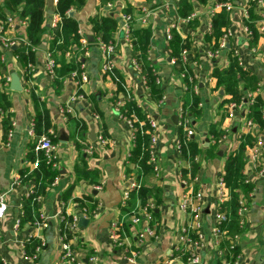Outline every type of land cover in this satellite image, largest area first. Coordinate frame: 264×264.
Instances as JSON below:
<instances>
[{"label":"crops","instance_id":"crops-1","mask_svg":"<svg viewBox=\"0 0 264 264\" xmlns=\"http://www.w3.org/2000/svg\"><path fill=\"white\" fill-rule=\"evenodd\" d=\"M44 1L43 25L46 29L42 44L46 48L34 50L32 72H26L27 64L25 65L15 52V49L25 46V23L17 24L16 19L11 18L12 26L7 25L4 30H0V77L6 80L4 91L9 102L7 112L11 114V127L6 129L2 126V118L7 112L0 110V195L6 204V212L0 218V264H70L63 260L61 255L58 215L60 212L67 215L78 214L81 208L77 207L75 200L88 195L97 200V205L87 210H97V216L83 217L86 221L77 225L70 240V246L80 264H190L187 258L183 257L187 251L182 250L184 245L180 235L192 218L178 206L179 196L190 186L197 194L191 206L198 209L201 237L197 245H189L187 248L195 249L199 256L198 264H229L225 252H218L222 234L214 232L220 194L227 196V188L219 189L217 180L223 172L226 155L238 146L240 134L249 132L255 139H264V128L245 126L247 119L244 110L235 109L232 116H225L219 124L227 134L218 142L215 155L201 153L196 156L199 165L195 179L192 178L189 182L185 181L187 184H183L180 181L179 169L188 168L189 160L177 151L176 142L185 85L181 75L173 71L165 31L173 24L181 38L190 44L186 65L198 80L195 92L199 97L202 114L192 122L191 118L186 119L191 122V138L203 149L210 144L209 125L219 118L218 105L228 97L222 90L214 88L215 78L211 75L214 65H227L228 47L237 53L240 64L256 75V93L263 100L264 118V8L255 7L259 19L256 21L258 36L254 40L245 31L242 19L250 0H232V19L226 42L228 46L221 49L216 58L209 56V44L204 38V34L208 32L210 11L215 0H210L204 5L193 1L194 13L190 20L179 17L178 0H112L106 5L100 4V0H85L82 8L71 10L72 16L79 23V31L85 37H94L89 18L97 14H111L118 27L122 14L128 10V14L132 16L131 39L133 31L150 27L152 35L148 58L164 90L160 103L150 97L144 78L138 67L133 64V56L137 51L116 29L112 39L113 68L123 74L127 94L133 96L156 123L154 153L158 170L140 182L144 186L155 184L161 189L162 198L155 206L153 219L149 223L153 234L140 236L143 222L128 224L127 230L123 231V245L114 247L109 235L110 225L118 220L126 180L134 179L136 172L135 167L126 160L131 146L128 128L114 109L116 102L123 99V96L118 94L117 98L115 97V84L102 70L104 55L95 41H90L85 49H82L84 57L81 71L86 80L79 83L64 81L61 94H55L52 77L45 64L48 56L46 42L52 35L50 27L54 25L57 16L54 12L56 0ZM144 12L147 13L145 24L140 20ZM2 37L15 40L16 44L5 48L1 45ZM14 76L20 83V91L10 89V80ZM30 89L37 90L40 100L48 109L52 118L48 133L56 137L55 142L58 143V166L56 169L51 167L57 172V176L37 200L41 220L46 221L44 227L15 224L20 217L22 198L31 193L35 186L31 179L26 182L19 181L20 172L28 174L37 167V159H27L30 144L34 141V136L30 133L34 117ZM76 92L83 97L77 99L68 112L72 121H66L59 108L65 106L70 95ZM172 116L177 117L175 123L171 119ZM74 122L82 130L80 143L85 147L80 150L72 144L73 136L78 137ZM98 136H103L110 144L100 145ZM89 145L92 148L87 152L85 149ZM249 147H246L244 173L253 188L242 212L243 232L236 237L234 243L239 249L237 264H264V162L259 164L258 168L253 167L248 160ZM34 150L38 151L36 144ZM83 160L96 172L91 180L76 178L73 174L74 166L81 164ZM96 185H100V189H95ZM69 186V195L64 200L62 193ZM81 217L82 215H79V219ZM30 238L42 244L35 260L23 256L24 244ZM126 249L130 250L129 254ZM131 251L135 255L132 261L128 259Z\"/></svg>","mask_w":264,"mask_h":264},{"label":"trees","instance_id":"trees-1","mask_svg":"<svg viewBox=\"0 0 264 264\" xmlns=\"http://www.w3.org/2000/svg\"><path fill=\"white\" fill-rule=\"evenodd\" d=\"M112 0H100V4L106 5ZM193 1L199 4H206L210 0H178L177 12L180 18L190 20V16L194 13ZM225 0H215V2H222ZM0 25L2 30L7 27V19L15 18L17 24L25 23L24 37L26 41L38 48V45L43 42L45 34V26L43 25L44 17V0H0ZM85 0H56L54 12L60 20L51 26L52 35L46 42L50 58L54 62L52 72V88L55 94H61L64 81L75 72H81V65L83 60V51L79 46L80 35L78 33L79 23L68 13L71 10H79L83 7ZM254 1H249L246 8L247 18L244 21L250 35L255 40L258 36L256 21L259 19V14L255 11ZM129 13L128 10L124 11ZM231 14L224 8L215 11L210 18L209 30L204 34L205 40L209 44V50L214 51L218 47V41L221 36L227 31L231 23ZM90 28L94 35V41L101 40L108 42L113 39L114 32L117 29V21L111 14L101 15L97 14L89 18ZM170 37L168 39V48L170 57L172 58L173 71L179 76L183 74L182 80L185 85L184 99L180 105L182 115L179 119L178 142L180 154L189 160V166L181 167L180 177L186 182H189L196 174L198 162L196 156L201 153L215 155L218 142L227 134L224 129L219 127L221 120L228 115L227 106L230 103L239 104L247 101V94H252L253 102L247 107L245 112L246 119L254 123L258 128H264L263 118V100L260 95L256 93L258 90V79L254 73L244 68L240 62L237 53L227 48L226 60L227 65L219 67L214 65L211 69V75L215 78V89H220L228 97L225 98L219 105L218 119L212 122L208 128V135L210 144L206 148H200L197 142L191 137H187V128H191V122L199 119L202 114L199 105V97L194 88L198 86V80L193 75L192 71L187 67L186 63L182 61L181 51L189 49L188 41L181 38L177 29L171 28L169 30ZM152 30L150 27H143L133 31L131 45L137 51L133 59L139 66V71L144 78L145 84L149 89L150 97L160 102L163 97V87L158 80L157 73L153 64L148 58L150 49ZM90 43V41H88ZM87 43V44H88ZM39 49V48H38ZM69 51L72 56L66 57L65 52ZM18 58L26 65L28 62L33 63L35 53L31 51L28 46H23L15 49ZM26 72L29 71L25 68ZM112 82L115 84V97L122 94L123 103L119 108V114L126 119H130L133 124V139L128 150L126 160L131 163L135 169L134 180L140 183L138 187L129 190L128 197L123 201L120 207L118 221L121 224V230L126 231L128 217L136 209L137 204L143 205L149 199L152 200L155 206L158 205L162 198V192L155 184L144 186L141 184V179L155 173L150 164V144L151 135L154 132V127L151 126L150 121L153 119L148 115L139 104L128 96L125 91V82L123 74L113 68L106 72ZM28 78V75H27ZM6 80L0 77V110L7 112L9 102L4 91ZM30 98L33 102L34 117H33V136L34 141L30 144L27 159H37V167L30 173L20 172L19 181L26 182L31 179L35 182L33 191L24 196L21 200L20 217L18 219V226L25 224H33L40 219L39 205L36 197L42 195L44 189L49 186L57 176V172L45 163L42 152L35 151V144L41 135L50 137L52 141H56V137L48 133L51 126L52 118L49 114L45 104L40 100V94L34 89H30ZM117 98V97H116ZM95 111V110H94ZM10 113L7 112L2 118V126L6 129L11 127ZM66 121H72L68 112L64 113ZM186 118H191V122H186ZM71 123V122H70ZM76 128L78 137L72 138V144L80 150L85 147L81 144L82 130L73 123ZM105 134V133H104ZM103 137V136H102ZM255 140L249 132L241 133L239 136V143L236 149L226 155L224 169L221 173V178L224 181L225 188H227V196L225 199L218 202V212H224V218L217 223V228L222 234V240L219 242L218 248L224 250L225 256L229 262L233 261L239 253L236 244H232L233 240L243 232L242 213L240 209L246 206V201L249 199L253 185L244 173V166L247 160L246 147L251 146ZM89 165L83 160L79 165L73 168V174L76 178L89 179L95 175ZM71 186H69L63 193L62 198L65 200L69 195ZM77 207L92 209L97 205V200L91 196H84L75 200ZM155 208L153 209V214ZM63 223L60 224L63 230ZM69 235V233H68ZM40 245V241L30 238L24 244L25 253H32L36 246ZM134 250V249H131ZM130 253V250L127 252ZM188 254L183 257L187 258Z\"/></svg>","mask_w":264,"mask_h":264},{"label":"built area","instance_id":"built-area-1","mask_svg":"<svg viewBox=\"0 0 264 264\" xmlns=\"http://www.w3.org/2000/svg\"><path fill=\"white\" fill-rule=\"evenodd\" d=\"M250 1H254L256 6L264 8V0H250ZM222 8H224L226 11L231 12L233 9L232 0L215 2L212 10L210 11V15H212L214 11L220 10ZM192 16H193V14L189 18L191 19ZM246 18H247V11H244L242 14L243 23L246 20ZM59 20H60V18L58 16H56V19H54V25ZM131 20H132V16L130 14L123 13L121 16V23L117 27V31H120L121 35L126 40H128L130 42H131V27H130L131 26L130 25ZM140 20L144 24L147 22V13L146 12H144V15L140 18ZM12 24H13V21L9 17L7 19V25H9L11 27ZM171 28L176 29V27L173 24L169 25L165 31L166 39H169V37H170L169 30ZM244 29L246 32H248V34H250V31L248 30L245 23H244ZM0 30H2L1 25H0ZM208 30H209V27H208ZM78 33L80 35L79 46L81 49L84 50L87 43H88L87 37H85L79 31V29H78ZM227 37H228V29L219 39L218 47L214 51L209 50L210 51L209 56L211 58L218 57L221 49H223L226 46ZM14 44H16L15 40H10V39L5 38V37L1 38V45L5 48H9L10 46H12ZM23 44L30 47L31 51H34L37 49L35 46L30 45L26 41L25 38L23 39ZM97 44H98V47L100 48V50L102 51V54L104 55V63L102 65V70L104 72H109L113 69V63H112L111 55H112L113 50H114V42L111 40V41H108L105 43V42L97 39ZM65 56L70 57V56H72V54L69 51H66ZM186 56H187V50L183 49L181 51V58H182V61L184 63H186V60H187ZM133 64L136 65V67H138V69H139V66L135 62L134 59H133ZM45 66H46V70L48 71V73L52 77L54 62L50 58L49 53L47 56V61H46ZM27 68L29 69V71H31V72L33 71L32 64L29 62L27 63ZM182 76H183V74H181V77ZM85 80H86V76L81 71L79 74H76L75 72L71 73L70 76L65 79V82L79 83L80 81H85ZM194 91H196V87L194 88ZM128 96H130V95H128ZM82 97H83L82 94H79L77 92L71 94L68 101H67V104L65 106H61L59 108L60 113H62L64 115L65 112H70L75 101L77 99H81ZM130 97H131V99L135 100V98L133 96H130ZM246 97H247V101L244 103H239V104L230 103L227 106L228 116H232L235 109H243L244 111L247 109V107L253 102V99H252V94H247ZM122 103H123L122 99H119L116 102L114 109L117 112H119V108L122 105ZM158 103H160V102H158ZM119 115L123 118L124 123H125L126 127L128 128L129 136H130V142H132V139L134 137L133 136V124H132L130 119H126L121 114H119ZM95 117L97 118V116H95ZM186 122H188V121L186 120ZM150 124L155 129L156 123H155L154 119H152L150 121ZM245 126H248L249 128H251L254 126V123H252L250 120L247 119L245 122ZM30 133L33 134V123L30 127ZM49 134H51V133H49ZM192 134H193L192 129L187 128V131H186L187 137H191ZM8 136H10V132H8ZM97 141L99 142L100 145L110 144V143H108V141H106L101 136L97 137ZM155 142H156V137H155V134L153 132L151 135V144H150L151 151H150V160L149 161L153 167V171L156 173L158 168L156 165V157H155V153H154ZM36 148L42 152L45 163L49 167L56 169L58 166V160H57L58 143L52 141L50 139V137H48L46 135H41L39 137L37 143H36ZM86 148L87 149H85V151L90 152L92 147L89 145ZM176 149L180 153L178 140L176 142ZM127 156H128V154H127ZM248 158H249L248 160H250L249 162L251 163V165L255 168H258L259 164L264 162V139H261V138L255 139V142L249 147ZM194 179H195V177H193L192 180H194ZM180 181L183 184H187L185 182V180L182 178L180 179ZM217 184H218L219 189L223 190L225 188L224 181L221 178V176L218 177ZM139 185L140 184L136 183L134 179H127L126 180V186H125V189L123 190V194H122V200L125 201L127 199L129 190H131L134 187H138ZM94 188L100 189V185H96V186H94ZM196 195L197 194L193 192L192 186H190L188 190L183 191L181 193V195L179 196V199H178V206H179L180 210L188 213L189 216L192 218L190 223L183 229L182 234L180 235L181 243L184 245V248H182V250L187 251V254H188L187 262H189L190 264H198L199 263V256L197 255L195 249H193V248L188 249L187 248L189 245H192V246L197 245L199 238L201 237V234L199 233L200 221L197 218L198 209L196 207L191 206L192 201L196 197ZM38 197L39 196L36 197V201L38 200ZM220 198H221V200H223L226 198V195L221 193ZM154 208H155L154 203L152 202V200L149 199L143 205L137 204L136 209H134L132 214L128 217L127 220L129 222V225H136L140 222H143V228H142V232L140 233V236H142L143 234H148V235L153 234V231H152L149 223L153 219V209ZM243 210H244V208L240 209L241 213L243 212ZM5 212H6V204H5L2 196L0 195V218L5 214ZM79 215H82V217H85V218L95 217V216H97V210L88 211L86 208H81V210L78 214L75 213L72 215H67L64 212H60L58 215L59 223L60 224L63 223L62 228H64L63 230H61V228H60L61 255H62V259L65 260L66 262H69L70 264H80L79 259L76 257L75 253L73 252V249L70 246L71 237L74 234V232L76 231V228L78 225ZM223 218H224V212H217L216 213V227L214 228L215 233L220 232L219 229L217 228V223ZM18 219L15 221L16 226H18ZM33 225L44 227V226H46V221L41 220V217H40V219L37 220L35 223H33ZM68 233H69V235H68ZM109 235H110L111 243L114 247L123 245L124 239H125V237H124L125 234L121 230V224L119 223L118 220H115L111 223ZM235 240H236V238L233 240L232 244H235L234 243ZM41 245L36 246L34 251L29 255L24 252V254H23L24 258L30 259V260H35L38 257V254H39L40 249H41ZM126 252H128L127 249H126ZM218 252L222 254V253H224V250L218 249ZM134 256H135L134 252L131 251V255L128 257V259L132 261ZM228 263L229 264H237V257L231 262L228 261Z\"/></svg>","mask_w":264,"mask_h":264},{"label":"water","instance_id":"water-1","mask_svg":"<svg viewBox=\"0 0 264 264\" xmlns=\"http://www.w3.org/2000/svg\"><path fill=\"white\" fill-rule=\"evenodd\" d=\"M68 15L69 16H72L73 15V12L72 11H69V13H68ZM87 40L88 41H94V37L92 36V35H88L87 36ZM228 45H226V47H227ZM38 48L39 49H45L46 47H45V45L44 44H39L38 45ZM10 89L11 90H15V91H20L21 90V87H20V83H19V81H18V78L17 77H12L11 78V80H10ZM173 121H174V123L177 121V117L176 116H172V118H171ZM92 133L94 134V131H92ZM66 139V138H65ZM206 141H208V139H206ZM218 153H220V152H218ZM93 193H95V191H93ZM84 218L83 217H81L80 219H79V221H78V224H82L83 222H85L84 220H83Z\"/></svg>","mask_w":264,"mask_h":264}]
</instances>
